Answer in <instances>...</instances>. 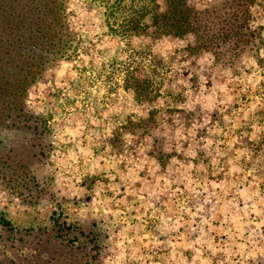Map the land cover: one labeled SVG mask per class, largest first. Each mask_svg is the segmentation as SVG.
<instances>
[{
	"label": "rangeland",
	"instance_id": "rangeland-1",
	"mask_svg": "<svg viewBox=\"0 0 264 264\" xmlns=\"http://www.w3.org/2000/svg\"><path fill=\"white\" fill-rule=\"evenodd\" d=\"M225 1L186 0L202 28L177 38L143 26L167 0H67L76 49L26 101L52 129L32 166L47 192L29 205L0 181V219L95 224L101 264H264V0L237 46Z\"/></svg>",
	"mask_w": 264,
	"mask_h": 264
},
{
	"label": "trees",
	"instance_id": "trees-1",
	"mask_svg": "<svg viewBox=\"0 0 264 264\" xmlns=\"http://www.w3.org/2000/svg\"><path fill=\"white\" fill-rule=\"evenodd\" d=\"M66 2L0 0V181L29 205H35L39 194L46 190L32 166L47 160L51 147L47 134L52 129L45 118L28 110L26 101L30 89L51 66L68 60L76 49L66 20ZM167 3L168 10L154 14L152 24H144V29L152 30L155 37L200 35L199 13L190 9L186 0ZM254 3L255 0H226L223 4L227 9L223 18L228 28L226 38L234 40L236 46L249 35L243 28L249 19L248 9ZM142 17H132L127 28L131 32L139 30ZM203 32L209 34L210 30ZM16 129L29 132L30 139L23 145L5 144L3 133ZM104 237L97 225L68 223L62 212L55 211L49 225L38 228L17 229L1 218L0 264H101Z\"/></svg>",
	"mask_w": 264,
	"mask_h": 264
}]
</instances>
